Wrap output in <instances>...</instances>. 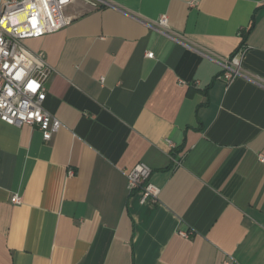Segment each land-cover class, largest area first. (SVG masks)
I'll return each mask as SVG.
<instances>
[{
  "label": "crops",
  "instance_id": "1",
  "mask_svg": "<svg viewBox=\"0 0 264 264\" xmlns=\"http://www.w3.org/2000/svg\"><path fill=\"white\" fill-rule=\"evenodd\" d=\"M106 1L27 40L62 126L0 119V264H264V0ZM139 162L156 203L128 189Z\"/></svg>",
  "mask_w": 264,
  "mask_h": 264
},
{
  "label": "built area",
  "instance_id": "2",
  "mask_svg": "<svg viewBox=\"0 0 264 264\" xmlns=\"http://www.w3.org/2000/svg\"><path fill=\"white\" fill-rule=\"evenodd\" d=\"M76 0H0V119L8 124L37 125L46 141L57 133L62 122L46 107L47 81L54 72L46 53L34 51L27 40L57 32L72 23L75 16L68 13ZM107 2L106 0H102ZM162 28L169 26L168 17L157 21ZM245 49L239 48L231 57L222 59L221 77L232 81L248 77L242 68ZM153 57V52H148ZM264 162V155H260ZM74 173L70 171V175ZM152 169L145 162L137 163L127 171L128 189L142 190L141 202L159 201L160 187L150 181ZM12 202L21 203V196L14 194ZM192 231L180 230L189 237ZM223 264H231L226 261Z\"/></svg>",
  "mask_w": 264,
  "mask_h": 264
}]
</instances>
